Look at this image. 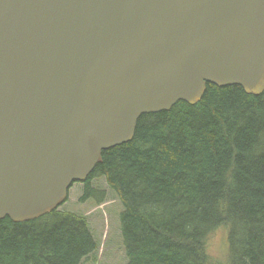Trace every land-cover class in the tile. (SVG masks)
<instances>
[{
	"label": "water",
	"instance_id": "95a60500",
	"mask_svg": "<svg viewBox=\"0 0 264 264\" xmlns=\"http://www.w3.org/2000/svg\"><path fill=\"white\" fill-rule=\"evenodd\" d=\"M207 85L264 93V0H0V220L57 210Z\"/></svg>",
	"mask_w": 264,
	"mask_h": 264
},
{
	"label": "trees",
	"instance_id": "16d2710c",
	"mask_svg": "<svg viewBox=\"0 0 264 264\" xmlns=\"http://www.w3.org/2000/svg\"><path fill=\"white\" fill-rule=\"evenodd\" d=\"M95 180L123 207L125 264H214L221 229L229 264H264V93L207 85L193 106L142 115L130 142L102 152L79 202L107 201ZM98 249L79 213L0 220V264H82Z\"/></svg>",
	"mask_w": 264,
	"mask_h": 264
},
{
	"label": "rangeland",
	"instance_id": "374dc122",
	"mask_svg": "<svg viewBox=\"0 0 264 264\" xmlns=\"http://www.w3.org/2000/svg\"><path fill=\"white\" fill-rule=\"evenodd\" d=\"M93 186L106 191V202L97 205L93 200L79 202L82 184L74 185L68 195L67 202L61 210L79 213L86 217L91 233L99 243L97 253L90 256L82 264H125V252L120 233L119 215L122 205L115 196L107 190L102 180L92 182ZM209 254L216 262L214 264H229L227 235L224 229L216 231L209 239Z\"/></svg>",
	"mask_w": 264,
	"mask_h": 264
}]
</instances>
